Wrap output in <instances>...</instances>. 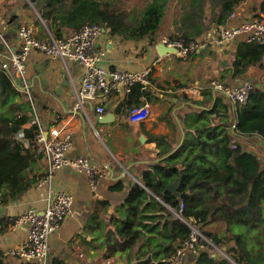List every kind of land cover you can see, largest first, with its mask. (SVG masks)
Returning <instances> with one entry per match:
<instances>
[{
	"label": "crops",
	"instance_id": "0c3cea01",
	"mask_svg": "<svg viewBox=\"0 0 264 264\" xmlns=\"http://www.w3.org/2000/svg\"><path fill=\"white\" fill-rule=\"evenodd\" d=\"M263 2L241 1L235 7V15L231 13L225 23L213 26L198 36L197 39L205 43L202 50L186 58L159 53L157 44L162 42L163 37L149 45L144 39H126L110 32L103 35L97 41L96 48L105 52L102 62L107 69H151L152 83L148 90L152 96L144 98L140 104L148 102L150 112L137 122L130 120L128 94H112L105 99L98 97L87 103L88 113L76 111V89L84 74L83 65L74 60L52 58L38 51L30 53L27 88L23 87L31 101L32 115L34 111L38 114L45 132L57 125L64 132L71 133L73 145L67 157L88 155L101 173L95 177V186H92L87 172L65 166L55 173L49 184L40 186L37 183L19 200L0 205V250L12 264L32 262L8 253L26 237V227L13 226L9 219L30 208L44 211L52 197L61 191L72 194V213L61 228L50 236L51 264H54V260L60 264H131V256L135 257L139 252L138 242L131 249L118 251L109 257L107 240L109 233L115 231L113 220L126 213L123 205L131 188L140 184L151 193L142 181L141 171L161 156L156 137L166 136L167 141L173 142L174 148L178 149L187 132L195 134L198 128L205 127L204 123L219 128L226 125L231 134V147L236 144L234 149L240 147L254 153L260 162L259 170L264 172V137L241 136L233 129L235 109L237 105L244 104L231 101L210 85L213 80L227 84H241L244 80H250L253 89L264 90V57L261 62L249 65L243 74L234 76L236 48L240 43L251 42L245 34L223 44L213 40L220 26H238L255 16H264ZM44 22L31 0H0V61L10 63L12 54L19 49L20 25L32 24L37 36L46 38ZM70 31L63 28L61 36ZM207 91L213 92L209 106L199 108L194 105L192 100H204ZM217 96L220 112L211 114L209 110L215 105ZM99 103L105 106V113L100 118L96 111ZM224 105L228 106L226 114ZM201 109L207 111L203 116H199ZM167 141L164 140L163 144ZM47 168V160L43 157L33 169L42 176ZM120 183L122 188L114 189ZM152 196L163 203L160 197ZM226 227L221 221L206 226L214 233L227 234L231 238ZM232 231L236 234L250 233L242 225L233 226ZM222 248L224 254H221L230 258L226 246ZM183 262L194 264L195 261L192 255L187 254Z\"/></svg>",
	"mask_w": 264,
	"mask_h": 264
},
{
	"label": "trees",
	"instance_id": "16d2710c",
	"mask_svg": "<svg viewBox=\"0 0 264 264\" xmlns=\"http://www.w3.org/2000/svg\"><path fill=\"white\" fill-rule=\"evenodd\" d=\"M31 1L55 36L60 37L63 28L75 30L99 24L111 35L144 39L153 45L161 38L172 3L170 35L191 40L225 23L243 0H147L141 8H128L118 0ZM263 57L264 43H240L233 63L234 76L243 74L249 65L261 62ZM22 87L15 82L11 64L0 61V205L19 200L39 182L41 175L33 168L45 157L38 143L40 128L31 122L33 108ZM151 96L148 89L136 84L127 102L131 109ZM212 99L213 92L207 91L204 100L192 101L203 108ZM219 105L217 96L209 113L220 112ZM223 107L226 114L228 106ZM206 112L201 109L199 116ZM204 124L195 134L187 132L175 151L166 136L156 137L163 158L141 171L142 181L151 193L140 184L131 188L123 205L125 215L112 222L115 231L108 235L107 256L127 251L138 242L139 252L131 256V264H169L168 260L191 234V228L176 214L183 201V218L195 219L201 232L215 245L226 246L230 257L206 248L197 256L192 255L194 264H264V172L259 170L260 162L254 153L231 147L226 125L219 128ZM233 129L241 136L264 137V90L253 89L249 101L237 105ZM177 178L181 179L177 191L168 190V184ZM120 188L121 183L114 189ZM152 195L160 197L163 203ZM217 221L226 224L231 238L206 228ZM235 225L248 228L250 233L236 234L232 231ZM0 264H12L2 250ZM54 264L60 262L54 260Z\"/></svg>",
	"mask_w": 264,
	"mask_h": 264
},
{
	"label": "built area",
	"instance_id": "2783aa9c",
	"mask_svg": "<svg viewBox=\"0 0 264 264\" xmlns=\"http://www.w3.org/2000/svg\"><path fill=\"white\" fill-rule=\"evenodd\" d=\"M235 11V10H234ZM231 15H235V12ZM45 23V22H44ZM46 26V24H45ZM46 38H40L35 33L34 25L22 24L19 29L20 46L11 56V67L14 79L17 83L27 88L26 74L27 61L32 51H38L52 58L74 60L84 67L80 86L76 89V101L74 109L78 112L88 113L86 105L98 97L107 98L112 94H129L136 84H141L144 89L151 87V69L141 70H109L103 64L105 52L97 49V41L108 30L99 24H88L81 28L71 30L65 36H55L46 26ZM245 34L248 41L264 43V16H255L238 26H220L216 32L218 44L231 41L236 36ZM162 42L174 47L179 57L186 58L190 54L201 51L204 42L199 39L186 40L181 36L163 37ZM211 87L218 93L228 97L237 104H245L250 98L253 84L250 80H244L241 84H227L213 80ZM98 117L105 113V106H96ZM150 104L146 102L141 106L130 109V120L137 122L149 115ZM31 122L39 128L38 143L43 148L48 168L38 184H49L55 173L67 166L78 171H85L91 178L92 186H95V177L101 172L93 164L88 155H80L75 158L67 157V152L73 145L71 133L64 132L55 125L49 132H45L41 126L40 118L34 111ZM236 148V144L232 145ZM73 196L69 192H58L49 201L48 206L42 212L30 208L24 213L10 218L13 226L26 227V237L17 247L9 250V254L17 255L32 264H51L49 261V239L53 232L61 228L63 222L72 213ZM184 202L180 203L179 212L176 214L191 228L190 237L177 249L176 254L170 259L169 264H182L187 254L197 256L201 250L210 248L218 254H224L222 248L215 245L211 239L204 235L195 219H185L182 216ZM226 256V255H225Z\"/></svg>",
	"mask_w": 264,
	"mask_h": 264
},
{
	"label": "rangeland",
	"instance_id": "374dc122",
	"mask_svg": "<svg viewBox=\"0 0 264 264\" xmlns=\"http://www.w3.org/2000/svg\"><path fill=\"white\" fill-rule=\"evenodd\" d=\"M118 1L119 3H121L122 5H125L128 8H141L142 6L145 5L147 0H118ZM172 13H173V3L171 4L170 9L167 11V15L165 18V24H163L162 26L161 38L171 37L170 32L173 31Z\"/></svg>",
	"mask_w": 264,
	"mask_h": 264
},
{
	"label": "water",
	"instance_id": "95a60500",
	"mask_svg": "<svg viewBox=\"0 0 264 264\" xmlns=\"http://www.w3.org/2000/svg\"><path fill=\"white\" fill-rule=\"evenodd\" d=\"M157 49H158L159 53H161V54H173V53H175L177 51L176 48L168 46L164 42H159L157 44ZM17 85H19V84L17 83ZM22 88H24V87H22ZM175 149H177V148H175ZM173 151H175V150H173ZM180 181H181V179L177 178L175 181H173L170 184H168L167 189L168 190H172V191H177V188H178V186L180 184Z\"/></svg>",
	"mask_w": 264,
	"mask_h": 264
}]
</instances>
